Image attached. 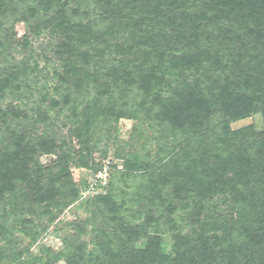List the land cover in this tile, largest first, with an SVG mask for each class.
I'll return each instance as SVG.
<instances>
[{"label":"trees","instance_id":"1","mask_svg":"<svg viewBox=\"0 0 264 264\" xmlns=\"http://www.w3.org/2000/svg\"><path fill=\"white\" fill-rule=\"evenodd\" d=\"M59 262L264 264V0H0V264Z\"/></svg>","mask_w":264,"mask_h":264},{"label":"rangeland","instance_id":"2","mask_svg":"<svg viewBox=\"0 0 264 264\" xmlns=\"http://www.w3.org/2000/svg\"><path fill=\"white\" fill-rule=\"evenodd\" d=\"M18 35H24L26 33V27L24 24L20 23L17 26ZM250 124H254L258 130H261L263 127V119L261 114H255L249 118L242 119L236 122H233L232 126L233 128H241L243 126H247ZM135 122L130 119H121L120 121V140H129L131 132L134 130ZM129 148V147H128ZM116 151V146L110 147L108 156L104 161L107 159H112L113 164L117 166L119 169H123V159L117 157L114 155ZM56 159V155L49 154L44 155L42 157V161L45 164H50ZM97 161H100V158L97 159ZM113 171V167H112ZM72 172L74 175V178L76 181L81 183V181H89L93 174L90 170L86 168H78L76 166L72 167ZM99 172V170H98ZM111 176V174H110ZM83 185V184H82ZM84 186V185H83ZM108 186V185H107ZM107 186L104 189H100L97 192H90V193H84V188L81 187V197L79 201L74 203L71 207H69L60 217V220L58 222L54 223L49 231L47 233H43L38 241L33 245L32 252L33 253H39L40 248L43 246L51 247L55 250H60L63 248V241L62 237L66 232H72V223L76 220H82L86 219L90 215V211L88 210L87 206V200L98 194H105L108 191ZM83 191V192H82ZM29 242L27 239L25 241V245ZM172 239L170 235L164 236V247L167 251H171L172 248ZM5 264V263H4ZM58 264H66L65 262H59Z\"/></svg>","mask_w":264,"mask_h":264},{"label":"built area","instance_id":"3","mask_svg":"<svg viewBox=\"0 0 264 264\" xmlns=\"http://www.w3.org/2000/svg\"><path fill=\"white\" fill-rule=\"evenodd\" d=\"M113 160L108 159L105 162V165L103 168L95 175V177H92L89 181L88 188L85 189V194L90 192H97L100 189H104L110 180V174L112 169Z\"/></svg>","mask_w":264,"mask_h":264}]
</instances>
